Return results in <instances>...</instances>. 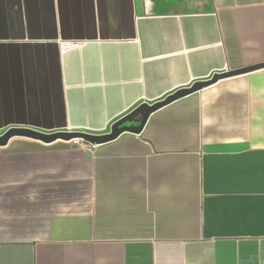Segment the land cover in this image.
<instances>
[{
  "label": "crops",
  "instance_id": "0c3cea01",
  "mask_svg": "<svg viewBox=\"0 0 264 264\" xmlns=\"http://www.w3.org/2000/svg\"><path fill=\"white\" fill-rule=\"evenodd\" d=\"M264 63V0H0V134H105ZM0 264H264V67L91 153L0 146Z\"/></svg>",
  "mask_w": 264,
  "mask_h": 264
},
{
  "label": "water",
  "instance_id": "95a60500",
  "mask_svg": "<svg viewBox=\"0 0 264 264\" xmlns=\"http://www.w3.org/2000/svg\"><path fill=\"white\" fill-rule=\"evenodd\" d=\"M264 67V63L247 66L244 68L229 70L222 73H215L208 80L194 82L187 88H182L176 92L168 95L163 100L155 102L153 104L143 103L140 106L133 109L127 115L117 120L110 128V131L105 134H90L80 131H55V132H42L26 127H10L0 134V146H4L13 137H24L33 139L45 144L52 143L56 140H83L87 143L98 145L111 141L118 137L123 132H139L144 126L148 116L155 110L171 103L172 101L181 98L187 94L197 91L203 87H206L212 83H215L219 79L246 73L255 69Z\"/></svg>",
  "mask_w": 264,
  "mask_h": 264
},
{
  "label": "built area",
  "instance_id": "2783aa9c",
  "mask_svg": "<svg viewBox=\"0 0 264 264\" xmlns=\"http://www.w3.org/2000/svg\"><path fill=\"white\" fill-rule=\"evenodd\" d=\"M73 141H75V142H80L81 145H82V147L85 148L87 151H89V152H91V153L94 152V148H95L96 145H93V144L87 143V142H85V141H83V140H79V139H75V140H73Z\"/></svg>",
  "mask_w": 264,
  "mask_h": 264
}]
</instances>
